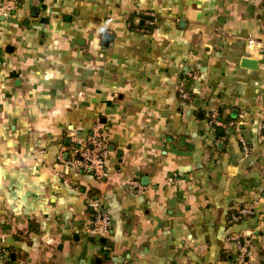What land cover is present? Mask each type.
I'll list each match as a JSON object with an SVG mask.
<instances>
[{"label":"crops","instance_id":"obj_1","mask_svg":"<svg viewBox=\"0 0 264 264\" xmlns=\"http://www.w3.org/2000/svg\"><path fill=\"white\" fill-rule=\"evenodd\" d=\"M0 6V264H264V0ZM96 126L102 182L57 159Z\"/></svg>","mask_w":264,"mask_h":264},{"label":"built area","instance_id":"obj_2","mask_svg":"<svg viewBox=\"0 0 264 264\" xmlns=\"http://www.w3.org/2000/svg\"><path fill=\"white\" fill-rule=\"evenodd\" d=\"M4 8L0 6V13ZM247 49H258L260 56L264 58V36L254 37L249 36L246 39ZM178 96L183 102H190L192 96L183 85L177 88ZM207 124L213 128H226L228 122L220 116L218 111L211 112L207 117ZM264 126H262L263 128ZM64 149V148H63ZM63 149L58 153V161L65 163L71 167L77 168L84 173L92 176L97 182H102L107 176L106 158L109 154L108 146L105 140L98 132L97 126L93 128L92 133L86 140H76L70 145L71 158H63ZM133 186H137L135 181L131 182ZM93 216L88 229V233L92 236H99L106 238L110 235L112 228V218L109 211L104 208L98 200H91ZM255 216L253 206L242 207L230 214V222H238L246 218ZM6 250L0 243V259L5 255ZM247 249L242 247L240 254L237 257L235 264H246L245 256Z\"/></svg>","mask_w":264,"mask_h":264},{"label":"water","instance_id":"obj_3","mask_svg":"<svg viewBox=\"0 0 264 264\" xmlns=\"http://www.w3.org/2000/svg\"><path fill=\"white\" fill-rule=\"evenodd\" d=\"M0 53H1V49H0ZM244 62L246 66L254 67L255 64L254 61L245 60Z\"/></svg>","mask_w":264,"mask_h":264}]
</instances>
